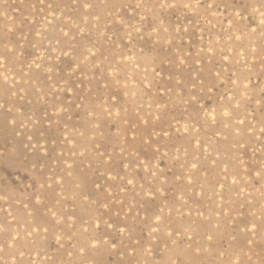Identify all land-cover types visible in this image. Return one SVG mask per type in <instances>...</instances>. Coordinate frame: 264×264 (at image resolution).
<instances>
[{
  "label": "rangeland",
  "instance_id": "374dc122",
  "mask_svg": "<svg viewBox=\"0 0 264 264\" xmlns=\"http://www.w3.org/2000/svg\"><path fill=\"white\" fill-rule=\"evenodd\" d=\"M0 264H264V0H0Z\"/></svg>",
  "mask_w": 264,
  "mask_h": 264
}]
</instances>
